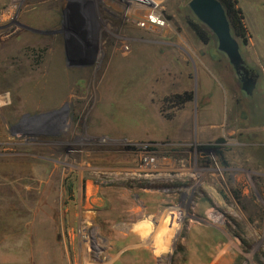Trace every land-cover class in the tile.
I'll return each instance as SVG.
<instances>
[{
  "label": "rangeland",
  "instance_id": "1",
  "mask_svg": "<svg viewBox=\"0 0 264 264\" xmlns=\"http://www.w3.org/2000/svg\"><path fill=\"white\" fill-rule=\"evenodd\" d=\"M155 1L152 28L121 0H0V264H113L146 224L171 243L151 264H264V60L243 47L248 96L190 0ZM239 5L259 51L264 0Z\"/></svg>",
  "mask_w": 264,
  "mask_h": 264
},
{
  "label": "water",
  "instance_id": "2",
  "mask_svg": "<svg viewBox=\"0 0 264 264\" xmlns=\"http://www.w3.org/2000/svg\"><path fill=\"white\" fill-rule=\"evenodd\" d=\"M189 7L196 18L206 25L215 35L217 47L229 59L242 90L253 96L260 72L249 64L243 56V47L233 35L231 23L219 0H190Z\"/></svg>",
  "mask_w": 264,
  "mask_h": 264
},
{
  "label": "bare ground",
  "instance_id": "3",
  "mask_svg": "<svg viewBox=\"0 0 264 264\" xmlns=\"http://www.w3.org/2000/svg\"><path fill=\"white\" fill-rule=\"evenodd\" d=\"M58 57H60V54L59 52L56 54ZM57 60H60V58H58ZM57 62V61H56ZM58 63V62H57ZM56 65V64H55ZM218 221V220H217ZM145 222V221H144ZM146 222H148L146 220ZM149 224H146V225H143V226H139V228L137 230H134L133 231V234L134 233H137V237L139 238V241H140V246H137V244H134L135 242L133 241H129V243H127L125 245V248L123 249V251L121 253H115V254H111V256L113 257L114 259V263H117V264H151L153 259H154V256H155V252L158 253V254H161L163 252H165L168 247L170 246V240H168V237H169V234L167 233V231H160L162 229V226L158 227V229L156 230V234L152 237L151 236V229H147L145 230L146 227H148ZM151 226V225H150ZM149 226V227H150ZM212 231V230H211ZM208 233V232H207ZM215 233V232H214ZM164 236L163 240L159 237L160 235ZM202 235V234H200ZM210 235V234H209ZM222 235V234H221ZM217 236V235H216ZM202 237V236H201ZM205 237L207 238V235L205 234ZM212 237V236H211ZM134 238V237H133ZM132 238V239H133ZM216 238V237H215ZM221 238V237H220ZM198 239V238H197ZM213 239V238H211ZM200 240V239H199ZM221 240V239H220ZM198 241V240H197ZM138 242V241H137ZM152 242V243H151ZM199 242V241H198ZM201 242V241H200ZM205 242V241H204ZM208 242H212V241H208ZM214 242V241H213ZM216 243V242H215ZM153 244V245H152ZM139 245V243H138ZM205 245V244H204ZM210 245V244H209ZM224 245V244H223ZM195 246V245H194ZM197 247H199L197 244H196ZM213 246V245H212ZM211 246V247H212ZM154 247V250L153 251V248ZM210 247V248H211ZM203 248V246H202ZM208 248V247H206ZM205 249V248H204ZM201 250V249H200ZM225 250V249H224ZM199 251V250H198ZM212 251V249H211ZM216 252V251H215ZM206 253V252H205ZM210 253V252H209ZM214 253V252H213ZM124 254V257L125 259L123 258L122 262H119L120 261V257L121 255ZM199 255V254H198ZM213 255V254H212ZM211 255V256H212ZM215 255V254H214ZM193 261V260H192ZM200 263V262H199ZM201 264V263H200ZM203 264V263H202Z\"/></svg>",
  "mask_w": 264,
  "mask_h": 264
},
{
  "label": "trees",
  "instance_id": "4",
  "mask_svg": "<svg viewBox=\"0 0 264 264\" xmlns=\"http://www.w3.org/2000/svg\"><path fill=\"white\" fill-rule=\"evenodd\" d=\"M222 5L224 6L226 13L228 15L229 21L231 23V28L233 35L237 38V40L240 42L242 46H247L250 42V39L252 38V35L249 31V28L246 24V17L244 10L239 5V0H219ZM196 18V16H195ZM197 23L192 24V29L196 32L198 37L203 40L204 42H208L213 36L214 33L201 21H199L197 18ZM192 93H185L183 95H176L172 100L174 102L178 103H185L189 100H192L193 96ZM210 148V146L205 147Z\"/></svg>",
  "mask_w": 264,
  "mask_h": 264
},
{
  "label": "built area",
  "instance_id": "5",
  "mask_svg": "<svg viewBox=\"0 0 264 264\" xmlns=\"http://www.w3.org/2000/svg\"><path fill=\"white\" fill-rule=\"evenodd\" d=\"M128 6L137 4L141 7L148 8L142 19L139 20V25L143 27H162L165 25V19L160 11H158L159 3L155 0H121Z\"/></svg>",
  "mask_w": 264,
  "mask_h": 264
},
{
  "label": "crops",
  "instance_id": "6",
  "mask_svg": "<svg viewBox=\"0 0 264 264\" xmlns=\"http://www.w3.org/2000/svg\"><path fill=\"white\" fill-rule=\"evenodd\" d=\"M244 10V9H243ZM244 13H245V11H244ZM245 17H246V24H247V26H248V28H249V30H251V26L249 25V23H248V19H247V16H246V14H245ZM251 33H252V31H251ZM254 46L256 47V41H255V38H254V36L250 39V42H249V44L247 45V47H248V51H249V60H251V61H260V57L259 56H261V58H263V60H264V44H263V46H262V48H261V50H253L252 48H254ZM259 49V48H258ZM247 60H248V58H247ZM246 60V61H247ZM248 62V61H247ZM249 64H251L250 62H248ZM252 65V64H251ZM257 69H258V67H256Z\"/></svg>",
  "mask_w": 264,
  "mask_h": 264
}]
</instances>
